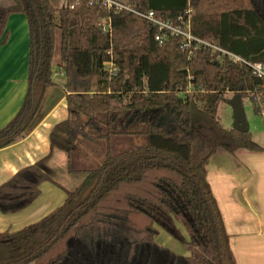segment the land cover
Masks as SVG:
<instances>
[{
  "label": "trees",
  "instance_id": "1",
  "mask_svg": "<svg viewBox=\"0 0 264 264\" xmlns=\"http://www.w3.org/2000/svg\"><path fill=\"white\" fill-rule=\"evenodd\" d=\"M15 2L0 6V39L8 16L24 12L29 88L0 129V148L25 136L54 85L58 32L69 116L53 127L49 154L0 185V211L31 205L44 181L67 198L40 221L0 232V264H235L205 165L218 147L259 149L248 130L224 127L217 108L226 93L249 98L256 114L264 106V76L251 66H264V0H130L137 10L170 20L191 6V33L239 61L203 45L190 53L179 36L160 43L145 18L108 11L97 0H66L60 9L51 0ZM104 16L111 17L112 33L98 25ZM110 61L117 68L112 75ZM83 140L97 142V158L81 147ZM55 151L65 152L69 173L85 175L75 189L54 178ZM157 227L189 255L158 244Z\"/></svg>",
  "mask_w": 264,
  "mask_h": 264
},
{
  "label": "crops",
  "instance_id": "2",
  "mask_svg": "<svg viewBox=\"0 0 264 264\" xmlns=\"http://www.w3.org/2000/svg\"><path fill=\"white\" fill-rule=\"evenodd\" d=\"M13 4H16L14 0H0V6ZM4 35L0 39V129L17 114L29 88L30 28L24 12L14 11L8 16ZM59 44L58 32L52 64L54 85L46 88L25 136L0 148V185L20 169L47 156L53 127L69 116L67 78L60 66ZM233 96L225 102L229 104ZM262 123L252 130L247 121V130L258 150L238 148L229 152L218 147L205 165V179L216 202L235 264H264V120ZM232 125L233 116L230 128ZM260 131L263 135L256 136ZM58 156L67 163V156L55 151L49 159L52 167ZM66 198L65 190L51 181H44L40 195L31 205L13 213L0 211V232L19 231L40 221L63 205Z\"/></svg>",
  "mask_w": 264,
  "mask_h": 264
},
{
  "label": "built area",
  "instance_id": "3",
  "mask_svg": "<svg viewBox=\"0 0 264 264\" xmlns=\"http://www.w3.org/2000/svg\"><path fill=\"white\" fill-rule=\"evenodd\" d=\"M104 8L108 11H129L133 12L143 18H145L150 25H152L156 32L154 35V39L158 42H164L173 36L180 37V48L186 50L188 52H192L194 48H197L201 45L209 48L211 51H217L222 54L229 55L233 60L239 61L240 58L224 49L219 47L215 42H211L209 40H205L199 38L191 33L190 30V17L192 8L188 6L187 9L177 15L175 20L163 19L158 17L152 9L148 11H140L137 10L134 5L129 1H121V0H97ZM100 29L106 33H112V22L110 16H104L98 23ZM254 72L259 76H264V66L260 63L251 64ZM106 69L109 74H115L117 68L115 67L112 61L106 62ZM189 89L187 88L186 91ZM259 115L264 119V106L261 108Z\"/></svg>",
  "mask_w": 264,
  "mask_h": 264
},
{
  "label": "rangeland",
  "instance_id": "4",
  "mask_svg": "<svg viewBox=\"0 0 264 264\" xmlns=\"http://www.w3.org/2000/svg\"><path fill=\"white\" fill-rule=\"evenodd\" d=\"M16 1V0H14ZM121 1H129V0H121ZM53 6L57 9L62 8L66 4V0H51ZM16 3V2H15ZM14 5V4H13ZM6 7H13V6H6ZM188 89H191V86H188ZM227 98H230L233 96L232 93H226ZM242 106L244 108L246 118L248 119L247 121L250 122V128L253 130L255 125H257V128H259L263 123L262 117L258 116L256 113L253 111V103L249 100V98L244 97L241 100ZM217 116L221 124L226 127L230 128L231 127V121H232V112H231V107L230 105L225 102L221 101L218 104L217 108ZM256 136L258 135L261 136L263 135L262 131L257 132L255 134ZM264 136V135H263ZM86 140H83L81 142V147H83L87 152L90 153L91 156L97 158L96 154L94 153V148L97 146V142H89L85 143ZM62 152V154H65V152ZM56 163L53 164V169H54V178L62 183L64 186H66L68 189H75L80 183L83 181L85 175L83 174H71L67 170V163L63 162V157H56ZM176 225L178 229L181 231L182 235L185 238H188V233L186 230V227L184 224L178 220H176ZM158 228V234L155 236V241L168 248L172 252L176 254H181V255H189L188 249L186 248V245L182 243L181 241L177 240L174 238L172 235H170L168 232L165 230L161 229L160 227Z\"/></svg>",
  "mask_w": 264,
  "mask_h": 264
},
{
  "label": "water",
  "instance_id": "5",
  "mask_svg": "<svg viewBox=\"0 0 264 264\" xmlns=\"http://www.w3.org/2000/svg\"><path fill=\"white\" fill-rule=\"evenodd\" d=\"M229 104L232 108V128L241 132L247 131L248 124L240 101V97L238 95H234L233 98L229 100Z\"/></svg>",
  "mask_w": 264,
  "mask_h": 264
}]
</instances>
